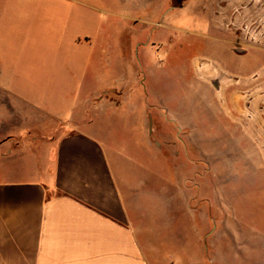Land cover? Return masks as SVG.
I'll return each instance as SVG.
<instances>
[{"label": "crops", "instance_id": "0c3cea01", "mask_svg": "<svg viewBox=\"0 0 264 264\" xmlns=\"http://www.w3.org/2000/svg\"><path fill=\"white\" fill-rule=\"evenodd\" d=\"M95 8L89 0H0V264H264V196L242 197L264 195V172L251 174L248 189L235 186V210L249 209L250 218L211 231L207 207L205 228L191 237L192 195L178 189L179 177L193 175L188 126L174 127L185 131L180 167L178 151L163 170L131 147L150 112L110 101L126 48L107 28L99 40ZM249 36L236 32L233 92L220 93L262 164L264 26ZM132 83L117 88L121 98L136 92Z\"/></svg>", "mask_w": 264, "mask_h": 264}, {"label": "rangeland", "instance_id": "374dc122", "mask_svg": "<svg viewBox=\"0 0 264 264\" xmlns=\"http://www.w3.org/2000/svg\"><path fill=\"white\" fill-rule=\"evenodd\" d=\"M89 2L97 7L93 12L97 13L99 40L107 28L112 32V41H120L126 48L118 52L127 66L122 74L114 68L115 98L110 101L124 111L140 105L150 112L146 116L145 133L134 132L131 147L139 149L140 146V150L145 149V156H156L163 170L178 151L183 161L179 160L180 167L186 162L182 149L185 131L177 130L178 137L174 127L179 123L188 126L187 140L193 141V146L188 147L189 158L186 159L193 175L186 180L179 177L178 189L186 187L188 197L192 195L189 205L192 210L187 217L189 235L196 238L205 228L207 207L211 231L219 222L232 225L236 217L250 218L249 209L235 210V186L241 182V188H250L249 177L252 173L264 172V163L253 160L248 132L240 130L235 119L239 116L220 91L224 87L228 97L233 92L235 61H240L234 57L235 34L241 32L249 38L251 32L264 26V0L249 3L234 0ZM219 39H225V44ZM133 42L140 44L134 50L129 46ZM246 68L244 64L242 69ZM127 80L135 81L130 93L140 91V99L134 97L136 92L127 99L117 93ZM104 109L112 107L105 105ZM241 118L248 130L250 118L244 115ZM178 138L182 141H176ZM174 142L178 144L177 149ZM168 185L169 179L162 178L161 187ZM263 196H251L248 192L242 197L247 202L251 197L261 202ZM178 217L179 221L185 218L180 213Z\"/></svg>", "mask_w": 264, "mask_h": 264}, {"label": "built area", "instance_id": "2783aa9c", "mask_svg": "<svg viewBox=\"0 0 264 264\" xmlns=\"http://www.w3.org/2000/svg\"><path fill=\"white\" fill-rule=\"evenodd\" d=\"M250 35V34H249ZM250 37V36H249Z\"/></svg>", "mask_w": 264, "mask_h": 264}, {"label": "bare ground", "instance_id": "6f19581e", "mask_svg": "<svg viewBox=\"0 0 264 264\" xmlns=\"http://www.w3.org/2000/svg\"><path fill=\"white\" fill-rule=\"evenodd\" d=\"M198 25V24H197Z\"/></svg>", "mask_w": 264, "mask_h": 264}]
</instances>
